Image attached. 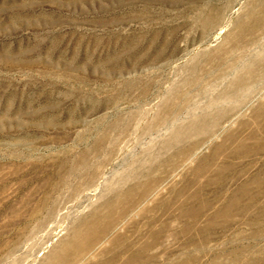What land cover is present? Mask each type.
I'll return each instance as SVG.
<instances>
[{
  "label": "rangeland",
  "instance_id": "rangeland-1",
  "mask_svg": "<svg viewBox=\"0 0 264 264\" xmlns=\"http://www.w3.org/2000/svg\"><path fill=\"white\" fill-rule=\"evenodd\" d=\"M0 264H264V0H0Z\"/></svg>",
  "mask_w": 264,
  "mask_h": 264
}]
</instances>
